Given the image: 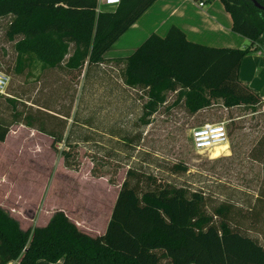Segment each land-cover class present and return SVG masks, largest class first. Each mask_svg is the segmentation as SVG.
I'll use <instances>...</instances> for the list:
<instances>
[{"label":"trees","instance_id":"16d2710c","mask_svg":"<svg viewBox=\"0 0 264 264\" xmlns=\"http://www.w3.org/2000/svg\"><path fill=\"white\" fill-rule=\"evenodd\" d=\"M97 1L0 0V17H11L5 34L9 40L18 37L12 73L25 74L26 82L36 83L48 70L63 68L80 75L85 69L84 77L93 70L109 80L102 64L120 61L124 85L144 91L147 98L136 107L134 129L150 123L167 92L176 95L173 105L182 102L190 114L209 108L214 100H221L225 108L261 102V96L238 78L243 57L257 49L255 43L264 32V10L250 0H220L230 15V29L249 40L248 47L204 46L188 41L174 26L164 36L149 35L130 55L108 60L104 58L108 48L157 0H119L111 12H97ZM255 1L264 7V0ZM6 97L11 113L8 119L0 118V142L12 125L22 124L49 136L54 150L63 145L59 152L65 168L77 170L75 152L80 146L91 151L96 148L101 166L107 163L101 159H108L106 152L111 150L113 160L121 159L128 168L102 234H87L62 210L54 212L43 227L23 230L0 206V264H36L38 260L61 264H264V168L257 194L247 195L242 209L230 198L220 200L201 189L159 180L146 168H160L173 178L189 170L180 161L167 163L164 170L145 151L139 166L132 165L130 154L119 157L114 147L102 142L103 133L100 140L84 131L75 133L71 127L64 134L68 113L56 114L59 130L49 129L33 114L22 115L17 108L19 99ZM40 109L32 111L47 113ZM76 119L75 111L74 125ZM92 119L86 121L91 132ZM119 128L108 133L118 144L137 147L141 132L132 129L124 135ZM91 175L100 176L93 168Z\"/></svg>","mask_w":264,"mask_h":264},{"label":"rangeland","instance_id":"374dc122","mask_svg":"<svg viewBox=\"0 0 264 264\" xmlns=\"http://www.w3.org/2000/svg\"><path fill=\"white\" fill-rule=\"evenodd\" d=\"M10 20V16L0 17V70L10 77L6 93L19 99L17 108L22 111V115L29 112L43 121L45 127L59 130L61 123L55 117L56 114L68 113L64 134L71 127L75 133L84 131L93 135L94 140H100L103 133L102 142L107 143L108 148L114 147L119 157L125 159L130 154L132 165L139 166L138 161L145 151L147 158L156 160L157 165L163 166L164 170L169 166L167 163L180 161L189 170L173 178L160 172V168H146L156 173L159 180L168 179L176 185L201 189L206 195L220 200L230 198L242 209L247 205L246 196L257 194L263 181L264 168L262 98L254 106L230 108H225L221 100H214L209 108L190 114L182 102L173 105L176 95L167 92L165 102L158 106L150 123L134 129L132 118H136V107L143 105L147 98L143 95L144 91L124 85L122 62L112 61L104 65V72L112 80L95 75L93 70L84 77L85 69L76 75L58 68L45 71L38 82L28 83L25 74L12 73L16 56L14 43L18 37L9 40L5 34ZM126 45L124 43L116 48L124 49ZM240 45V49L248 47L249 40H243ZM255 58L251 61L252 69L260 71L262 59ZM261 79L264 87L262 76ZM6 98L0 95L1 119H8L11 113ZM30 105L33 106L32 110L40 106L47 113L27 110ZM75 111L76 125L73 123ZM89 119L94 122L91 125L93 132L87 129L86 121ZM210 122H225L228 131V148L217 158L211 157L215 149L199 152L192 147L190 130ZM79 124L85 125V128ZM118 128L124 135L132 129L140 131L138 146L132 148L118 144L108 133ZM50 143L49 136L27 126L15 124L10 127L6 141L0 143V203L18 210L24 220L32 221L33 224L44 222V214L52 215L63 210L76 226L88 234L95 236V233L103 232L128 166L121 163V159L113 160L111 150L106 152L108 159L100 158L107 162L101 166V161L96 159L98 156L94 153L96 148L93 147L91 151L80 146L77 152L73 151L77 153L79 166L76 171L70 170L62 165L59 150L63 145L59 144L54 150ZM88 144L93 146L92 142ZM254 154L256 158L252 159ZM92 168L100 176L93 177ZM109 179H113L114 183L110 184ZM32 214L35 215L32 218L34 220L29 219Z\"/></svg>","mask_w":264,"mask_h":264},{"label":"crops","instance_id":"0c3cea01","mask_svg":"<svg viewBox=\"0 0 264 264\" xmlns=\"http://www.w3.org/2000/svg\"><path fill=\"white\" fill-rule=\"evenodd\" d=\"M118 1L119 0H98L96 11H114ZM199 2H202L203 6L200 7L198 5ZM174 26L185 33L188 41L204 46L240 49V44L246 39L230 29V15L223 9L220 0H157L142 13L140 18L132 24L117 41L108 48L107 52L104 54V58L107 60L118 57L124 58V56H128L134 52L141 42L149 35L155 33L164 36L169 31L168 29ZM124 43L127 44L124 46V49L116 48V46H120ZM255 45L257 46V49L250 51L243 57L239 68L238 78L242 83L246 82L247 85L264 100V87L261 85V83H263L261 82V76L264 79V32L259 36ZM253 52L256 54H253ZM256 56H258L257 58L262 59V68L260 71L258 69L253 70L251 66L253 63L251 61ZM108 62L112 61L109 60ZM108 62L103 63L102 66L104 67ZM6 136L8 137V134ZM7 137L0 143H4ZM0 206L7 211L9 215L19 221L20 227L23 230L34 226L43 227L49 221L51 215V213L44 214V222L33 224L32 221L29 222L24 220V217L18 213V210H14L11 207L7 208L2 203H0ZM110 214L111 211L108 216L109 218L105 223V227L110 219ZM30 216L29 219L34 220L32 218H35V215L32 214ZM66 216L68 217L67 214ZM84 232L87 233V231ZM103 232H100L99 234H102ZM95 235L98 234L95 233ZM14 262L15 261H12L8 264H13ZM36 264H61V262L50 263L46 260H38Z\"/></svg>","mask_w":264,"mask_h":264},{"label":"built area","instance_id":"2783aa9c","mask_svg":"<svg viewBox=\"0 0 264 264\" xmlns=\"http://www.w3.org/2000/svg\"><path fill=\"white\" fill-rule=\"evenodd\" d=\"M198 5L203 6L202 2ZM10 77L0 70V95L7 96V87ZM192 147L199 152L211 151L215 149L221 152L228 148V131L225 128V122H210L195 126L191 130ZM218 149V150H217ZM15 261L13 264H16Z\"/></svg>","mask_w":264,"mask_h":264},{"label":"water","instance_id":"95a60500","mask_svg":"<svg viewBox=\"0 0 264 264\" xmlns=\"http://www.w3.org/2000/svg\"><path fill=\"white\" fill-rule=\"evenodd\" d=\"M253 5L256 7V8H260V9H263L264 10V7L262 5H260L259 3H257L255 0H250Z\"/></svg>","mask_w":264,"mask_h":264},{"label":"bare ground","instance_id":"6f19581e","mask_svg":"<svg viewBox=\"0 0 264 264\" xmlns=\"http://www.w3.org/2000/svg\"><path fill=\"white\" fill-rule=\"evenodd\" d=\"M222 150V149H221ZM223 153V152H222ZM220 155V151H216L211 157L217 158ZM226 155V154H225ZM228 155V154H227Z\"/></svg>","mask_w":264,"mask_h":264}]
</instances>
